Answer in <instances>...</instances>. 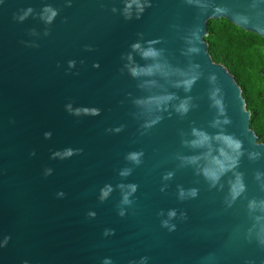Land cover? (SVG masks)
<instances>
[{"label":"water","instance_id":"water-1","mask_svg":"<svg viewBox=\"0 0 264 264\" xmlns=\"http://www.w3.org/2000/svg\"><path fill=\"white\" fill-rule=\"evenodd\" d=\"M127 2L0 0V264H264V247L244 238L255 223L247 199L264 198L255 180L264 159H242L246 198L231 208L224 192L176 159L191 154L180 130L194 123L215 131L208 127L214 88L232 121L227 131L247 151L264 153L239 85L205 42L217 19L264 38V2L201 0L202 8L147 0L139 14L133 5L130 19ZM186 39L199 48L190 57L200 66L190 93L198 107L184 118L165 113L145 130L133 100L146 93L126 65L149 61L132 46L158 41L154 47L184 67ZM134 152L143 153L139 164L128 159ZM120 185H136L130 204ZM180 188H198L199 196L181 200ZM170 210L174 230L162 226Z\"/></svg>","mask_w":264,"mask_h":264},{"label":"clouds","instance_id":"clouds-1","mask_svg":"<svg viewBox=\"0 0 264 264\" xmlns=\"http://www.w3.org/2000/svg\"><path fill=\"white\" fill-rule=\"evenodd\" d=\"M264 2V0H262ZM187 3H196L202 8L207 4L201 0H187ZM135 5L137 14L143 11L147 6V0H130L126 3L124 15L131 18L132 7ZM29 11H31L29 9ZM115 11V9H113ZM220 11V9H216ZM55 12H52V16ZM23 18V17H21ZM51 20V16L48 17ZM214 24L227 23L226 20H213ZM238 32H244L239 26L233 25ZM193 37L196 33L191 34ZM259 39V37H257ZM189 45L181 54L189 57L186 66L180 67L169 62L165 55V50L156 48L154 45L158 41H148L146 47L140 44H134L132 49L139 54L142 59L149 61L145 65H126L130 74L139 81L138 87L146 94L133 100V104L138 109L137 115L143 120L142 127L147 130L158 124L164 119V114L171 116L173 113L179 117H187L190 112L198 107L195 98L190 95L193 86L200 79L199 65L191 61L190 57L199 52L194 44L193 39H186ZM126 59L131 62L132 55L129 54ZM74 62H70L71 64ZM261 69H264V42L260 45V55L254 56V66L249 70L253 77L254 88H251L253 99L257 104L264 106V77L260 75ZM210 82H215L216 77H209ZM169 88L181 89L185 95L180 96L176 92L169 91ZM259 94V95H258ZM211 101L210 107L216 110V116L209 122L208 127L215 129L209 132L203 127H197L193 123L189 131L180 130L181 144L184 148L190 150L191 154H177L176 159L180 162L181 167L192 168L197 176L203 178L208 188L224 192L223 203L226 208H231L241 198H246L247 185L244 180V172L240 171L241 161L246 156L249 161H259L264 159V153L256 151H247L244 148L243 141L235 134L227 131V126L232 121L226 114L221 90L214 88L209 95ZM71 109V106H69ZM85 111H88L85 109ZM97 110L93 109L95 114ZM71 155V151L65 153ZM142 152L129 154L128 159L139 164ZM130 170H125L121 175H128ZM173 173L169 172L164 179H170ZM255 180L258 182L261 191H264V172L257 171ZM121 189L127 187L129 191L123 195L122 203L130 204L129 196L136 191V185H120ZM226 189V191H225ZM112 191L110 187L102 190L101 198H105ZM199 196L198 188L179 189V198L181 200L196 199ZM247 211L253 216L255 223L247 230L244 237L249 243L255 242L264 247V198L247 199ZM124 214L123 210L120 213ZM255 214V215H253ZM177 216L176 210L168 212V219L162 221V226L174 230L175 225L169 221ZM185 217V213H181ZM109 264V262H105Z\"/></svg>","mask_w":264,"mask_h":264},{"label":"trees","instance_id":"trees-1","mask_svg":"<svg viewBox=\"0 0 264 264\" xmlns=\"http://www.w3.org/2000/svg\"><path fill=\"white\" fill-rule=\"evenodd\" d=\"M220 20H226L227 23L214 24L213 20L208 22L205 42L209 54L215 63L227 68L239 85L247 110L251 113L250 128L259 138V142L264 143V106L253 99L250 89L254 88V84L249 71L254 66V56L260 55V45L264 38L243 29L248 33L245 35L238 32L227 19H217ZM260 75L264 77V69H261Z\"/></svg>","mask_w":264,"mask_h":264}]
</instances>
